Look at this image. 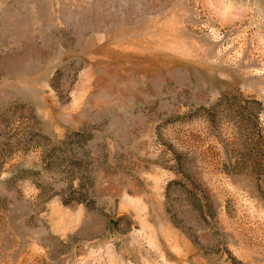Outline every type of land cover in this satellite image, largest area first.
I'll use <instances>...</instances> for the list:
<instances>
[{
    "label": "rangeland",
    "instance_id": "obj_1",
    "mask_svg": "<svg viewBox=\"0 0 264 264\" xmlns=\"http://www.w3.org/2000/svg\"><path fill=\"white\" fill-rule=\"evenodd\" d=\"M0 264H264V0H0Z\"/></svg>",
    "mask_w": 264,
    "mask_h": 264
}]
</instances>
